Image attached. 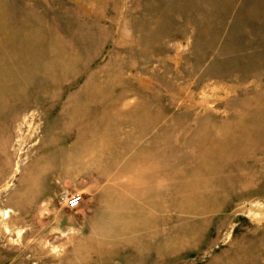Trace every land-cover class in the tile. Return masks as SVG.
Listing matches in <instances>:
<instances>
[{
  "label": "rangeland",
  "instance_id": "rangeland-1",
  "mask_svg": "<svg viewBox=\"0 0 264 264\" xmlns=\"http://www.w3.org/2000/svg\"><path fill=\"white\" fill-rule=\"evenodd\" d=\"M0 264H264V0H0Z\"/></svg>",
  "mask_w": 264,
  "mask_h": 264
},
{
  "label": "built area",
  "instance_id": "built-area-1",
  "mask_svg": "<svg viewBox=\"0 0 264 264\" xmlns=\"http://www.w3.org/2000/svg\"><path fill=\"white\" fill-rule=\"evenodd\" d=\"M81 201V196H66L63 198L62 202L67 208H74L76 207L79 202Z\"/></svg>",
  "mask_w": 264,
  "mask_h": 264
},
{
  "label": "crops",
  "instance_id": "crops-1",
  "mask_svg": "<svg viewBox=\"0 0 264 264\" xmlns=\"http://www.w3.org/2000/svg\"><path fill=\"white\" fill-rule=\"evenodd\" d=\"M76 139L74 140V142H83L81 139V135L75 137Z\"/></svg>",
  "mask_w": 264,
  "mask_h": 264
}]
</instances>
